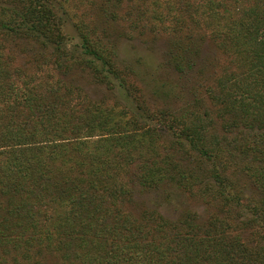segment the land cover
<instances>
[{
    "label": "trees",
    "instance_id": "16d2710c",
    "mask_svg": "<svg viewBox=\"0 0 264 264\" xmlns=\"http://www.w3.org/2000/svg\"><path fill=\"white\" fill-rule=\"evenodd\" d=\"M122 35L165 37L174 82ZM0 264H264V0H0Z\"/></svg>",
    "mask_w": 264,
    "mask_h": 264
},
{
    "label": "rangeland",
    "instance_id": "374dc122",
    "mask_svg": "<svg viewBox=\"0 0 264 264\" xmlns=\"http://www.w3.org/2000/svg\"><path fill=\"white\" fill-rule=\"evenodd\" d=\"M114 44L117 48L119 59L124 62L125 65L134 68L136 71V82L139 85H143L149 90L150 87L156 88V85L162 82H174L176 75L165 63L164 54L167 48L165 37L162 36L153 39L145 36L129 37L122 35ZM203 55L204 58L213 60L215 56H218V52L215 50L212 43L206 41L203 45ZM78 77L81 78L86 86V90L93 97L100 96L101 92L98 86L88 82V80L82 77L81 73L78 74ZM148 92H150V90ZM190 97L191 93L188 86L180 83L176 94H171L170 101H174L177 105H181ZM138 198L139 200H143L146 204H155V206L168 217H177L183 210L195 207L192 201L181 193L167 198L163 193L147 192L139 195Z\"/></svg>",
    "mask_w": 264,
    "mask_h": 264
}]
</instances>
